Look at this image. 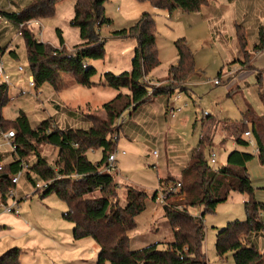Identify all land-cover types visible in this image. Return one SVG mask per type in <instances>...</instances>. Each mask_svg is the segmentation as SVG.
<instances>
[{
    "label": "rangeland",
    "instance_id": "374dc122",
    "mask_svg": "<svg viewBox=\"0 0 264 264\" xmlns=\"http://www.w3.org/2000/svg\"><path fill=\"white\" fill-rule=\"evenodd\" d=\"M74 2L75 0H58L55 16L40 21L43 25L42 38L38 32H35V38L42 39L54 48H60L56 34V29H59L67 50L77 45L78 30L70 25ZM9 4L8 0H0V7H7ZM215 6L221 11V20L216 26V38L213 39L212 22L202 11L185 13L176 9L169 13L153 8L145 0H106L104 3V14L111 23L99 29L100 36L105 41L104 58L89 62L96 70L94 80L103 72L117 75L130 69L135 43L132 39L115 38L112 33L131 26L143 13H149L155 23L156 49L160 65L145 79V84L150 90L169 85L176 87L170 102L174 95L178 94L175 106L181 109L172 119L163 115L162 111L158 112L160 134L158 133V141L153 142L142 137L141 131L135 130L137 125L140 130L146 131L143 123L147 122V117H143L148 113V105L141 106L142 109L130 115L128 112L124 114L125 125L118 134L117 151L120 154L117 157L116 172L113 173L118 184V202L120 206L125 205V188L128 186L143 191L148 197L144 211L135 218V229L128 233L129 249L133 252L153 246L163 249L167 243L172 242V229L163 215L162 203L159 199L152 201L151 196L155 191L159 193L162 189L173 186L168 182L161 188L159 180L166 175L171 176L172 168L178 164L181 166L182 161H188L201 134L206 133L210 137V142L203 151L208 163L209 150L215 153L216 163H209L214 171L226 165L227 155L231 151L247 152L253 156L246 164V169L254 190V200L264 203V166L259 163L254 152L256 145L251 140L252 145L243 147L232 137L237 123L241 121L245 102L257 115L262 111L258 93H264V74L259 88L255 75L239 71L238 64L230 63L233 60L231 44L225 38L230 33L232 41L235 40L232 23L236 22V26L244 27L247 43L252 47L257 40L260 26L264 29V0H233L231 3L228 0H216ZM1 18L0 30H3L10 25H7L6 17L1 15ZM9 32L0 40H7L16 55L12 56L9 51L0 54V84H7L10 99L2 109L5 120L13 121L22 111L32 127L50 118L53 129H86L90 126L86 116L94 114L100 118L105 117L102 105L118 93L110 87L96 85L85 88L78 85L70 73L60 72L62 76L55 79V82L45 83L38 90L29 89L28 81L31 75L27 67L23 39L18 29L17 32ZM179 38L185 39L195 64L194 72L182 84L167 78L169 66L176 61L174 42ZM238 52L246 64L243 69L251 71L247 69L251 63L250 57L243 54L239 46ZM19 67L24 69L23 73L18 71ZM67 78H71L72 83L65 85ZM216 79L221 82L219 86L213 85ZM22 91L28 94L24 95ZM152 100L153 102H149ZM158 100L160 97L151 99V96L147 100V104H154L153 110L156 112ZM55 104L59 105L61 111L55 109ZM247 126L243 132L251 129L250 125ZM240 134L242 133L236 135L240 137ZM165 143L169 145L167 150L163 146ZM35 147L47 162H55L57 151L53 147ZM3 150L8 151L7 148ZM33 156L29 153L23 159L29 167L34 162ZM100 157V150L87 154L90 162H97ZM2 161L7 164L11 158L9 155L4 156ZM2 189L4 186L0 184V190ZM30 191L32 186L24 175L16 187L19 215L5 214L0 208V241H13L10 245L22 249V254L29 256L32 264H98L97 245L90 239H73V225L62 217L67 210L66 205L53 193L42 199L40 194H35L29 199L23 198ZM171 198L172 201L179 200L178 197ZM247 199L246 194L231 192L225 202L218 204L215 212L203 216L205 238L202 249L207 264H234L231 253L222 258L218 257L214 244L216 235L228 223L245 220L244 202ZM200 213L197 209L193 216H199ZM259 243L256 246L262 250L264 235Z\"/></svg>",
    "mask_w": 264,
    "mask_h": 264
},
{
    "label": "trees",
    "instance_id": "16d2710c",
    "mask_svg": "<svg viewBox=\"0 0 264 264\" xmlns=\"http://www.w3.org/2000/svg\"><path fill=\"white\" fill-rule=\"evenodd\" d=\"M57 1L33 0L18 13L1 14L17 27L30 20L53 18ZM105 1L75 0L70 25L78 30L80 43L71 50L64 47L59 29H56V34L60 48L39 42L35 38L37 29L33 26H23L19 30L35 90L45 83L55 82L60 72L71 73L75 82L82 87L91 88L98 85L93 80L96 70L88 63L104 58L105 41L101 38L99 29L111 23L104 14ZM145 1L155 9L169 13L176 9L185 13H198L203 7L214 2ZM112 35L135 42L130 69L117 75L108 71L100 75L102 85L118 93L102 105L104 118L94 114L86 116L90 124L86 129H53L50 118L32 127L22 111L13 121L5 120L2 109L10 99L7 84H0V131H13L16 144L13 159L0 169V184L4 186L0 195L3 197L11 187L8 179L18 171L20 160L32 153L34 162L25 174L27 181L32 184L35 180H52L48 189L40 194V198L53 193L66 205L67 210L62 217L73 225V239L92 240L99 250L98 264H207L202 249L205 238L203 216L215 212L218 204L225 202L231 192L246 194L248 199L244 202L245 220L228 223L216 235L214 249L220 258L231 253L234 264H264V248L260 251L256 246V239L264 234V203L254 200V190L246 169V164L253 156L247 152L231 151L227 155L226 165L214 171L204 158L203 149L210 142L206 133L200 135L199 142L191 151L180 177L175 180H159L161 188L168 182L173 186L179 185L175 193L169 194L161 201L163 215L172 229V242L167 243L163 249H157L155 246L134 252L129 249L128 233L135 229V218L144 211L148 197L143 191L128 186L125 188L126 203L120 206L118 184L114 175L104 171L108 156L117 150L118 134L125 124L117 126L116 121L127 112L129 115L135 112L147 102L149 96L151 99L165 97L168 101L176 87L169 85L150 90L145 84V79L160 65L156 49L155 23L151 14L143 13L131 26L114 31ZM235 37L241 52L247 56L250 52L256 55L264 50L262 27L259 28L257 41L250 52L246 49L247 39L243 27L236 26ZM174 47L176 63L169 66L167 78L182 84L195 70L194 56L184 38L177 39ZM4 51L5 48L0 47V54ZM11 55L16 56L14 52ZM247 69L252 70L251 66ZM260 100L264 108L263 95H260ZM55 109L61 111L59 105H55ZM247 125L251 127L250 131L258 149V161L264 166V115H257L252 107L245 105L241 121L237 123L232 135L235 142L243 147L248 146V142L242 138ZM239 133H242L240 137L236 135ZM36 145L53 147L57 151L55 162H47L39 154ZM91 150V153L100 150L99 161L90 162L87 159ZM5 155L0 153V161ZM74 174L80 178L72 179ZM159 193L155 191L151 200L158 199ZM171 197H178L179 200L172 201ZM197 209L199 213L201 210L202 212L199 216H193ZM20 254L19 248H10L0 255V264H21Z\"/></svg>",
    "mask_w": 264,
    "mask_h": 264
},
{
    "label": "crops",
    "instance_id": "0c3cea01",
    "mask_svg": "<svg viewBox=\"0 0 264 264\" xmlns=\"http://www.w3.org/2000/svg\"><path fill=\"white\" fill-rule=\"evenodd\" d=\"M9 2H10V4L9 5H7V7H0L1 9H0V15H2L1 13H3V12H5V13H11V12H20L21 11V9L23 8V7H25L26 5H28L31 1H33V0H8ZM231 1H233V0H228V2L229 3H231ZM216 0H214V2L212 3V5H210V6H207V7H203L202 8V12H204V13H206L205 14V17L209 20V21H211L212 22V25H213V27H212V31H214V34L212 35V37H213V39H215L216 37V33H217V29H216V26H217V24L220 22V20H221V11H220V9L219 8H217L216 6ZM5 8V9H4ZM200 11V12H201ZM39 21V23H40V26H41V31L43 30V25L41 24V20H38ZM236 22H234V23H232L233 24V33H234V35H235V28H234V24H235ZM222 24V23H221ZM7 25H10L9 27H7V28H3V30H0V40H1V37H5V35L7 34V32H9V34L10 33H14V32H17V28H16V25L12 22V21H8V24ZM235 26H236V24H235ZM242 26V25H241ZM243 27V26H242ZM261 27V26H260ZM244 28V27H243ZM40 37L42 38V34L40 35ZM220 38V37H219ZM225 38H227L228 39V41H230V44H231V55H232V57H233V60L230 62V63H235V64H238V68H240V70L239 71H244V73H248V74H253V75H255L256 76V78H257V85H258V87L260 88L261 86H259V84H261V79H262V75L264 74V50L263 51H261L260 53H257L256 55H253V53L251 54V49H252V47L251 46H249V44L247 43V50L250 52V53H248V56L250 57V65L249 66H251V68H252V70L251 71H248V70H244L243 68H245V65L246 64H244L243 65V61L241 60V58H240V56H239V52H238V44H237V41H236V37H235V40H233L232 41V37L230 36V33H228V35L227 36H225ZM221 39V38H220ZM38 41L39 42H42V43H44V41L42 40V39H38ZM221 41H222V39H221ZM257 41V40H256ZM255 41V42H256ZM79 43H80V39H79ZM79 43H77V44H79ZM135 43V42H134ZM135 46V45H134ZM0 47H4L5 48V52L6 51H9L10 52V54H12V52H13V50H12V47H11V44L10 43H7V40H5V39H2V41H0ZM132 57V56H131ZM131 61V60H130ZM243 62V63H242ZM176 63V61L175 62H173L172 64H175ZM171 64V65H172ZM88 65H89V63H88ZM237 68V67H236ZM228 71H230V68L228 69ZM238 72V71H237ZM71 74V73H70ZM72 75V74H71ZM62 75L61 74H59L58 75V77H61ZM260 76V78L258 79V77ZM74 79V78H73ZM94 80V79H93ZM75 81V80H74ZM95 82H96V84L98 83V85H102V82L100 81V76L98 77V79L97 80H94ZM69 83H72V79L71 78H67V80H66V83H64L65 85H68ZM220 84H221V82H220ZM103 86V85H102ZM219 86V85H218ZM260 95H263L264 96V93L262 92H259L258 93V97H259V102H260V104H261V106H262V103H261V100H260ZM149 102H153V100L152 101H149ZM167 103H168V101H167V98H165V97H160V100H158L157 101V112L155 111V110H153L154 109V107H153V105L154 104H147V102L146 103H144L143 105H148L149 107V109H148V113H146V115L143 117V118H146L147 117V122H144L143 124H144V126L146 127V131H144V130H140V127L139 126H137V125H135L136 126V128H135V130L137 131V132H139V131H141L140 132V135H142V137H144V138H147V139H149L151 142H153V141H158V138H159V117H160V115H158V112H163V115H165V108H166V105H167ZM246 103L247 102H245V105H246ZM56 105V104H55ZM142 105V106H143ZM54 106V105H53ZM254 106H255V104H254ZM263 107V106H262ZM140 109H142V108H138L137 110H140ZM136 110V111H137ZM135 111V112H136ZM258 115L259 116H262V115H264V108L262 109V111L260 112V113H258ZM140 119V116H138L137 117V120H139ZM125 125V124H124ZM139 128V129H138ZM159 133V134H158ZM163 136H165L166 137V135L164 134ZM118 141H119V136H118ZM160 141H161V138L159 139V143H160ZM117 144H118V142H117ZM163 146H164V148L167 150V148L169 147V145H167L166 143L165 144H163ZM4 154H6L5 156H8V154H7V152L6 153H4ZM118 157V156H117ZM166 160H169V159H167L166 158ZM182 165L181 166H179V164L178 165H176V167L175 168H172L173 169V171L171 172V176H168V175H166V176H164V177H162L161 179H163V180H165V179H178L179 177H180V173H181V170L185 167V165H186V163H187V161L185 162V161H182ZM176 172H178L177 174H174V173H176ZM26 181H27V179H26ZM28 182V181H27ZM31 184V183H30ZM18 186V185H17ZM16 186V187H17ZM28 190V189H27ZM20 194V193H19ZM30 194V192H28L23 198H25L27 195H29ZM1 196V195H0ZM263 235L264 234H262V235H260L256 240H257V242H256V244H258L259 242H261V238L263 237ZM11 242H13V241H5V242H3V241H0V252H2L3 250V252H5L6 250H8V249H10V248H12L13 247V245H10L11 244ZM260 244V243H259ZM261 245V244H260ZM264 246V244L262 245V247ZM14 248V247H13ZM260 248V247H259ZM258 248V249H259ZM260 250V249H259ZM261 251V250H260ZM2 252V253H3ZM1 253V254H2ZM27 256V255H26ZM26 256H24L23 254H22V249H21V254H20V262H21V264H32V261H31V259L29 258V256L28 257H26Z\"/></svg>",
    "mask_w": 264,
    "mask_h": 264
},
{
    "label": "built area",
    "instance_id": "2783aa9c",
    "mask_svg": "<svg viewBox=\"0 0 264 264\" xmlns=\"http://www.w3.org/2000/svg\"><path fill=\"white\" fill-rule=\"evenodd\" d=\"M1 15H0V20H1ZM23 26H33L37 29L36 32H38V35L40 36L42 34L41 31V26L38 20H30L27 21L25 23L19 24L17 26L18 31L23 27ZM18 71L20 72H24V69L22 67H19ZM213 85L214 86H218L220 85V81L218 79L213 81ZM28 88L32 89L34 87V82H33V78L30 77L29 81H28ZM22 93L24 95L28 94V92L26 91H22ZM178 100V94L174 95L172 101L170 102V99L168 100L167 103V107L165 109V116L167 118H174L176 116V113H179L181 111L180 108H177L175 106L176 101ZM125 123V117L124 114L121 115L117 121H116V125L117 126H122ZM243 138L245 139V141L248 142V144L252 145L251 140L253 141L254 145H256L252 133L250 130H247L245 132H243L242 134ZM14 132L13 131H6V132H1L0 133V153H6L9 155V157L11 158V160L13 159V154L15 153L16 150V144L14 142ZM115 138V137H113ZM7 148L8 151H4L3 149ZM254 150V149H253ZM92 152V150L90 151ZM255 154H258V149L256 147V149L254 150ZM120 153L116 150L113 153H111L107 160H106V165L104 167V171L105 172H109V173H115L116 169H117V156ZM124 154V152H122V155ZM209 163L211 164H215L216 163V155L213 151H211L209 153ZM5 164L3 163V161H0V169L4 166ZM28 164L22 159L20 160L19 163V169L16 173L12 174L9 176V183L11 185L10 188H8V190L4 193L3 197L0 196V208L2 210L3 213L5 214H14V215H19V201L17 200V192H16V186L20 183L22 177L26 174V172L28 171ZM72 179L77 180L80 178V176L74 174L71 176ZM52 183L51 181H46V182H42V181H37L35 180L31 186H32V191H30V194L27 195L25 197V199H29L31 198V196L35 195V194H41L43 192H45L48 187L50 186V184ZM179 188V185L176 184L175 186H171L168 187L164 190H161L160 193L158 194V199L159 201H163L169 194H173L177 191V189Z\"/></svg>",
    "mask_w": 264,
    "mask_h": 264
}]
</instances>
